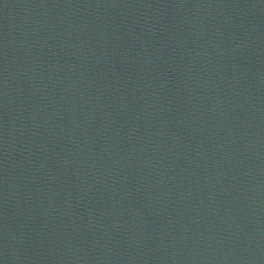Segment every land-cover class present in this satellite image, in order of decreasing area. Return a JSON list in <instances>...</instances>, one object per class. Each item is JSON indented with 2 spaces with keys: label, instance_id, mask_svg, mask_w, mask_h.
Returning <instances> with one entry per match:
<instances>
[{
  "label": "water",
  "instance_id": "water-1",
  "mask_svg": "<svg viewBox=\"0 0 264 264\" xmlns=\"http://www.w3.org/2000/svg\"><path fill=\"white\" fill-rule=\"evenodd\" d=\"M0 264H264V0H0Z\"/></svg>",
  "mask_w": 264,
  "mask_h": 264
}]
</instances>
